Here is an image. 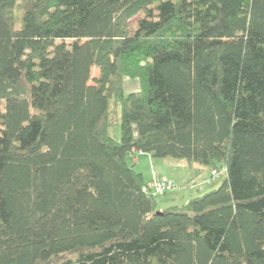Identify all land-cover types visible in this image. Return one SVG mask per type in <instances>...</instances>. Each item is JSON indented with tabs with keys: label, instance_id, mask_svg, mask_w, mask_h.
I'll list each match as a JSON object with an SVG mask.
<instances>
[{
	"label": "trees",
	"instance_id": "trees-1",
	"mask_svg": "<svg viewBox=\"0 0 264 264\" xmlns=\"http://www.w3.org/2000/svg\"><path fill=\"white\" fill-rule=\"evenodd\" d=\"M0 102V264H264V0H0ZM135 151L226 177L161 209Z\"/></svg>",
	"mask_w": 264,
	"mask_h": 264
},
{
	"label": "rangeland",
	"instance_id": "rangeland-1",
	"mask_svg": "<svg viewBox=\"0 0 264 264\" xmlns=\"http://www.w3.org/2000/svg\"><path fill=\"white\" fill-rule=\"evenodd\" d=\"M21 13H16L17 26H20ZM138 20V17L134 19L132 24ZM134 26V25H133ZM98 68L92 69V80L90 84H94L93 79L98 78ZM131 88V87H130ZM127 89L129 86L127 85ZM3 108V102H0V109ZM109 117L110 127L109 132L112 137L120 140V104L115 100L109 102ZM135 133L137 130L135 127ZM144 155L140 161L136 164V169L144 173L146 179L152 181L156 179H171L175 183V187L165 193L156 195L159 207L167 208L171 206H184L187 202L199 195H203L213 189L219 188L226 175H222L219 178L212 180L210 168L205 165L197 163H189L187 160H177L173 158H160L154 157L148 153ZM140 155V157H141ZM133 154L128 156V161L132 165ZM145 158V159H144ZM209 181L210 183H208ZM208 183V184H207ZM77 253H67L59 257L52 258L47 262H41L39 264H60L67 258H75Z\"/></svg>",
	"mask_w": 264,
	"mask_h": 264
},
{
	"label": "built area",
	"instance_id": "built-area-1",
	"mask_svg": "<svg viewBox=\"0 0 264 264\" xmlns=\"http://www.w3.org/2000/svg\"><path fill=\"white\" fill-rule=\"evenodd\" d=\"M224 169L213 168L211 170V178L216 179L224 173ZM152 188L154 189L155 194H161L167 192L169 190H173L175 187V183L171 179H156L152 184Z\"/></svg>",
	"mask_w": 264,
	"mask_h": 264
},
{
	"label": "crops",
	"instance_id": "crops-1",
	"mask_svg": "<svg viewBox=\"0 0 264 264\" xmlns=\"http://www.w3.org/2000/svg\"><path fill=\"white\" fill-rule=\"evenodd\" d=\"M133 155H135L134 156V159H133V162L135 163V164H137L139 161H140V159L142 158V156L144 157V155H141V153H139V152H134L133 153ZM140 155H141V157H140ZM145 159V158H144ZM210 168V167H209ZM143 173V172H142ZM210 173H211V168H210ZM144 174V173H143ZM148 181H151V179L149 178V179H147ZM208 183H210L209 181H207ZM207 183V184H208ZM161 209H164L163 207H160Z\"/></svg>",
	"mask_w": 264,
	"mask_h": 264
}]
</instances>
